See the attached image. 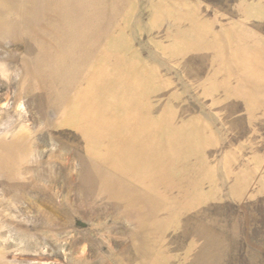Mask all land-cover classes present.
I'll return each instance as SVG.
<instances>
[{"label":"rangeland","instance_id":"rangeland-1","mask_svg":"<svg viewBox=\"0 0 264 264\" xmlns=\"http://www.w3.org/2000/svg\"><path fill=\"white\" fill-rule=\"evenodd\" d=\"M0 264H264V0H0Z\"/></svg>","mask_w":264,"mask_h":264}]
</instances>
